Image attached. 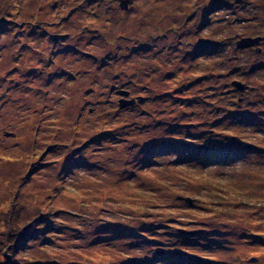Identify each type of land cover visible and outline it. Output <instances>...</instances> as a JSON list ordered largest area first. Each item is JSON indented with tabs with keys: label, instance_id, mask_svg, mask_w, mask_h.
Returning a JSON list of instances; mask_svg holds the SVG:
<instances>
[{
	"label": "rangeland",
	"instance_id": "374dc122",
	"mask_svg": "<svg viewBox=\"0 0 264 264\" xmlns=\"http://www.w3.org/2000/svg\"><path fill=\"white\" fill-rule=\"evenodd\" d=\"M122 1L0 0V264H264V0Z\"/></svg>",
	"mask_w": 264,
	"mask_h": 264
},
{
	"label": "water",
	"instance_id": "95a60500",
	"mask_svg": "<svg viewBox=\"0 0 264 264\" xmlns=\"http://www.w3.org/2000/svg\"><path fill=\"white\" fill-rule=\"evenodd\" d=\"M127 3H128V0L126 1H122L121 2V8L122 9H127ZM259 39L255 38V39H251V38H244V39H241L238 43H237V47H247V46H250L251 44H254L256 42H258ZM232 86H234L237 90H239L240 92H242L244 89H245V85L241 82H238V81H234L232 82ZM120 94H125L127 95V92H120ZM138 99H141V98H138ZM135 102V100H130V101H122L121 102V105L120 107H125L127 105H131ZM199 149H202V150H207V149H210L209 147H205V146H200ZM188 202H191V200L189 199H186ZM181 233L183 234H189V233H186L185 231H181ZM158 254H162L160 251H158Z\"/></svg>",
	"mask_w": 264,
	"mask_h": 264
},
{
	"label": "trees",
	"instance_id": "16d2710c",
	"mask_svg": "<svg viewBox=\"0 0 264 264\" xmlns=\"http://www.w3.org/2000/svg\"><path fill=\"white\" fill-rule=\"evenodd\" d=\"M125 10V9H124ZM127 10V9H126ZM125 10V11H126ZM139 98V97H138ZM138 100V99H137ZM135 103V102H134ZM206 147H209V148H211L210 146H206ZM207 151H209V149L207 150ZM13 209L11 210V212H10V215H12L13 214ZM12 217V216H11ZM187 235H189V234H187ZM10 238H11V240H10ZM13 238V239H12ZM23 240V236H21V235H18V236H16L15 235V232H11L10 234H9V238H7V240H6V245H4V249H3V251H4V253L5 254H11L10 252H13V251H15L16 249H17V247H18V245H19V243L21 242ZM160 251V250H159ZM161 253H163L162 251H160ZM160 255V254H159ZM1 264H12V262L10 263V261L9 260H7V261H5V262H2Z\"/></svg>",
	"mask_w": 264,
	"mask_h": 264
},
{
	"label": "flooded vegetation",
	"instance_id": "af4514ba",
	"mask_svg": "<svg viewBox=\"0 0 264 264\" xmlns=\"http://www.w3.org/2000/svg\"><path fill=\"white\" fill-rule=\"evenodd\" d=\"M246 38H249V36H246ZM242 50H244V48H241ZM246 49H249V48H246ZM245 90V89H244Z\"/></svg>",
	"mask_w": 264,
	"mask_h": 264
}]
</instances>
